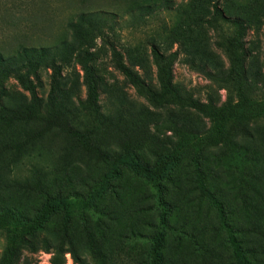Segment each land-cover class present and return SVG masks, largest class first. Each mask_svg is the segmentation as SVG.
Listing matches in <instances>:
<instances>
[{
  "label": "rangeland",
  "instance_id": "obj_1",
  "mask_svg": "<svg viewBox=\"0 0 264 264\" xmlns=\"http://www.w3.org/2000/svg\"><path fill=\"white\" fill-rule=\"evenodd\" d=\"M217 2L246 26L236 52L231 24L207 25ZM154 47L178 54L174 86L184 99L221 108L237 103L243 88L251 100H264V0H0V108L30 104L19 81L25 76L48 106L55 81L57 108L75 130H93L80 139L39 123L0 122V209L32 218L45 192L60 191L75 206L67 232L63 214L53 216L33 239L35 251L26 249L16 264L150 263L159 196L128 164L154 166L172 154L178 143L172 123L196 133L212 126L188 108L151 107L128 83L113 50L157 86ZM81 61L97 78L99 126L79 107L87 96ZM235 63L240 77L232 73ZM229 126L227 143L183 154L162 182L171 226L165 264H236L220 215L198 188L195 159L248 260L264 264V116ZM106 176L108 186L100 189ZM7 236L0 229V258Z\"/></svg>",
  "mask_w": 264,
  "mask_h": 264
},
{
  "label": "trees",
  "instance_id": "obj_2",
  "mask_svg": "<svg viewBox=\"0 0 264 264\" xmlns=\"http://www.w3.org/2000/svg\"><path fill=\"white\" fill-rule=\"evenodd\" d=\"M223 24H231L236 29L237 37L230 42V48L233 52L238 51L247 35L246 26L240 19L227 17L221 8L220 2H217L213 6V16L207 21V25L211 29H217L223 27ZM113 53L116 58L117 67L123 76L134 88L136 93L151 107L162 109L174 105L180 108H188L200 113L212 122L211 128L204 133H196L172 123L171 130L178 138L176 149L172 154L162 157L154 166L143 164L137 159H133L132 163L128 164L136 176L153 186L156 194L159 196V205L162 212L159 219V230L150 239L151 251L149 264H165L162 258V249L166 233L171 230V226L169 223V206L162 200L164 195L162 182L168 179L169 174L179 163L183 154L194 151L198 155L200 151L225 144L228 141L229 125H243L263 117L264 100H251L243 88L239 89L240 98L237 103H230L221 108L203 104L192 98L184 99L178 94L174 86L173 70L178 60L177 53L165 56L156 47L153 48L152 53L157 68V86L147 84L122 62L117 51L113 50ZM236 62L239 61L237 60ZM81 64H83L84 68V83L87 89V96L84 101H79V107L93 123L99 126L102 123V114L97 78L91 66L84 62ZM239 67V63H235L232 71L235 77H240ZM19 81L23 89L30 95V104L25 108L17 110L6 107L0 108L1 123H39L41 126L59 129L72 137L80 139L93 132V130H86L82 134L75 130L71 126L69 119L64 115V112L57 108L54 99L56 92L55 81L52 84L49 94L50 104L48 106L43 105L36 85L28 76L21 77ZM194 168L198 176V188L200 192L209 200L220 215L223 228L227 234V243L233 252L236 264H253L248 260L241 241L236 238V232L227 222V213L224 204L207 188L200 169V163L196 159L194 161ZM108 180V176L102 180L100 189L105 190L107 188L108 184L106 182ZM44 197L45 202L43 206L32 218L25 217L14 209H0V229L6 230L8 234L7 247L0 258V264H16L20 261L26 249L35 251L33 239L53 216L63 214L64 230L67 232L75 212L72 198L64 196L61 191L55 195L45 192Z\"/></svg>",
  "mask_w": 264,
  "mask_h": 264
}]
</instances>
